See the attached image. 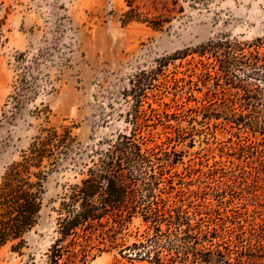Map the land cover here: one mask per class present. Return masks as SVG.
Listing matches in <instances>:
<instances>
[{
    "label": "rangeland",
    "instance_id": "1",
    "mask_svg": "<svg viewBox=\"0 0 264 264\" xmlns=\"http://www.w3.org/2000/svg\"><path fill=\"white\" fill-rule=\"evenodd\" d=\"M258 39L264 0H0V183L46 130L72 138L46 169L40 224L19 252L0 249V264H47L53 209L135 116L161 197L187 213L190 245L264 264V67L242 64L263 59ZM102 223L84 259L65 252L58 264H182L184 249L155 242L138 215Z\"/></svg>",
    "mask_w": 264,
    "mask_h": 264
},
{
    "label": "trees",
    "instance_id": "2",
    "mask_svg": "<svg viewBox=\"0 0 264 264\" xmlns=\"http://www.w3.org/2000/svg\"><path fill=\"white\" fill-rule=\"evenodd\" d=\"M234 47L240 48L236 44ZM262 48L264 39H258L251 47L253 51ZM250 56L249 61L242 63L246 68L256 70L264 67V57ZM133 124L135 129L129 135H118L105 150L99 151L94 168L87 170V177L79 184L70 186L59 207L53 209L59 216L54 230L57 237L46 254L47 264H58L65 252L74 258L79 254L84 259L91 242L87 232L94 230V227H105L103 219L114 215L119 218L123 213L127 218L134 215L141 217L142 222L148 224L155 242L159 237H173L174 242H169V246L176 247V251H185L180 261L182 264H231L225 252L209 248L196 250L190 245L189 240L193 237L187 233L191 230L187 213L180 207L168 205L161 197L163 188H158L159 183L153 174V150L143 147L140 139H137L140 130L136 116ZM71 143L68 128L60 131L48 129L44 136L35 138L20 161L7 168L0 183V249L10 245L12 252H19L26 245L27 235L40 224L44 184L50 172L46 169L66 157ZM147 170L151 173L148 178L145 177ZM155 190L158 195H154ZM182 226L186 227V232L184 237H179ZM197 240L209 242L205 235L193 243L198 244ZM75 247L78 253L72 251ZM126 248L133 252L134 257L144 256L134 253L133 250L137 248L135 244ZM146 258L150 259L149 256ZM152 260L149 263L160 262L156 255ZM237 264L254 263L238 261Z\"/></svg>",
    "mask_w": 264,
    "mask_h": 264
}]
</instances>
